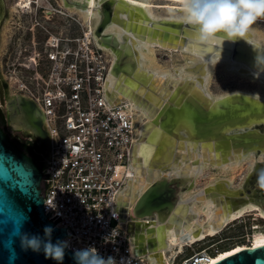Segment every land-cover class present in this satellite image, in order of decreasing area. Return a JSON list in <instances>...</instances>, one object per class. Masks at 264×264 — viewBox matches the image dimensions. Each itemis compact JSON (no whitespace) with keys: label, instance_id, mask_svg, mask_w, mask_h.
Listing matches in <instances>:
<instances>
[{"label":"water","instance_id":"obj_1","mask_svg":"<svg viewBox=\"0 0 264 264\" xmlns=\"http://www.w3.org/2000/svg\"><path fill=\"white\" fill-rule=\"evenodd\" d=\"M111 1L108 0L99 7L100 20L94 30L95 37L103 44L111 48L119 47V42L112 34H104V27L111 21L118 23L125 31L131 32L134 37H144L152 40L154 37L161 45L179 46L184 50L194 51L203 57L217 58V48L226 52L220 55L222 58H232L238 61H251L249 65L264 66V50L248 45L247 52L240 50V44L234 42L231 45L228 40L215 38L208 42H195L185 35H177L168 30L177 25L175 20H156L149 22L138 18L136 21L127 18H115L109 9ZM5 14V4L0 0V25ZM135 17V16H134ZM148 22V23H146ZM215 44L217 48L215 47ZM208 46V47H207ZM246 49V48H245ZM130 46L125 44L121 58L116 60L111 67L110 76L119 75L116 90H107L109 98L114 91L118 95L128 94L135 103L144 104L148 113L156 112L149 122L144 124L141 135L143 141L139 142L140 155L135 157L137 162L141 159L146 161L142 154L145 147H151L156 154H167L174 147V141H184L185 145L192 144L195 140L207 143L229 140L233 146L249 149H258L264 142V99L252 97L244 92H230L224 96L223 102L218 103L215 108L205 109L194 99H185L188 95V83L178 84L176 79H159L152 77L148 79L144 71L136 74L133 58L130 54ZM262 56V57H261ZM261 58V59H260ZM253 63V64H251ZM192 69H201L200 64H195ZM239 72H248L246 68H238ZM1 79V73H0ZM147 81V83H146ZM109 76L107 78V84ZM110 85V84H109ZM146 91H163L165 95L171 87L173 90L162 103L148 101L143 96L142 88ZM127 87V88H126ZM136 90V91H134ZM1 80H0V94ZM3 102V98L1 99ZM8 112L9 126L16 131H22L31 140H37L38 146L49 151V136L43 123V114L33 100L21 95H13L5 100ZM253 123L251 130H240L230 133L226 130L246 128ZM225 134V135H224ZM184 137V139H180ZM174 148L173 156L186 158L188 152L184 149ZM230 158L232 155L229 156ZM134 158V159H135ZM163 158V157H161ZM147 168V178L153 182L140 194L132 206L130 215L132 221L151 219L154 215L159 220H164L157 225V229L169 226L176 221L178 211L183 206L178 202L179 192L185 188L186 179L191 174L180 170L175 176H158L156 161ZM185 164L183 167H187ZM137 168V167H136ZM138 169V168H137ZM136 169V171H137ZM41 168L31 157L21 151L0 128V264H77L74 254L65 247L62 262L51 258H45L43 249L39 252L30 248L21 247V237L24 234L37 235L44 238V229L51 226L53 229L51 240L56 243L64 237H72L65 232L66 228L55 227V223L61 220L60 216L43 208V197L41 195ZM264 189V186L263 188ZM259 192V191H258ZM126 205V201L122 202ZM123 210V209H122ZM125 211V210H123ZM219 211L218 206L216 213ZM187 214L184 225L190 218ZM125 215H122L124 218ZM146 224H148L146 222ZM149 227V226H147ZM148 228H146V231ZM176 230V229H175ZM137 248L141 244L135 241ZM148 250L150 243H147ZM139 253V252H138ZM212 264H264V245L258 247L241 248L232 255Z\"/></svg>","mask_w":264,"mask_h":264},{"label":"built area","instance_id":"obj_2","mask_svg":"<svg viewBox=\"0 0 264 264\" xmlns=\"http://www.w3.org/2000/svg\"><path fill=\"white\" fill-rule=\"evenodd\" d=\"M84 33L83 28L67 31L52 42L50 35L42 49L32 48L29 58L6 56L0 73L8 85L14 76L13 94L30 98L43 114L49 151H33L42 172L43 208L59 215L55 227L66 228L72 236L62 238L66 249L74 254L94 248L114 264H142L125 227L137 169L134 115L124 102L116 104L108 97L109 60L93 34L90 39ZM13 137L23 143L31 140L25 134ZM208 259L202 249L178 264Z\"/></svg>","mask_w":264,"mask_h":264},{"label":"bare ground","instance_id":"obj_3","mask_svg":"<svg viewBox=\"0 0 264 264\" xmlns=\"http://www.w3.org/2000/svg\"><path fill=\"white\" fill-rule=\"evenodd\" d=\"M43 1L44 0H13L12 3H10V10H14L15 7L16 12L28 14L32 12V9H34L33 6H36L37 8L43 7L44 4L40 5ZM62 1L64 2V0ZM67 1V4L63 3L65 7L69 9V11L76 10L79 13V18L85 26V28L83 29V31L85 32L84 34H86V36L90 39L91 35L93 34V41L104 50L107 56V60H109V82L107 90H116L118 82H120L118 74L116 76H110V70L112 64L123 55L125 44H128L130 46V54L134 61L136 74L141 73L140 71H144L145 74H147L148 79L154 77L164 80L165 78H167L170 80L176 79L178 84H181L183 82L188 83V96L185 99H194L201 107L205 109L215 108L218 103L223 102L224 96L230 93L229 92L217 96H211L205 89V76L208 73L207 66L210 62L219 60L222 62H227L229 63V65L231 64V68L236 72H239L237 71V69L240 67L243 69L246 68L248 71L247 73L258 77H262V75L264 74V66L262 65L251 66L249 65L251 61H238L232 58L220 57V55L226 51L222 48H217L216 44L215 47L217 48L216 52L218 53V57L209 59L194 51L184 50L177 45H161L157 42L155 37L152 40L146 39L144 35L142 36V38L134 37L131 32L125 31L122 26L114 21L109 22L103 29L104 34H112L119 42V47L113 46L111 48L109 45L101 43L94 35V30L100 20L99 7L108 0ZM110 1L111 7L109 11L115 18L125 19L128 15L129 19L133 21H136L138 18L146 19L149 22L161 19L175 20L178 22L177 25L172 26L173 30L168 31H172L177 35L188 36L195 42H202L199 39L197 28L191 24L186 23V19L153 17L150 13L152 9V0ZM167 1H172V3H176V5H183V0ZM68 6L73 8H70ZM183 14L185 15L184 11ZM258 21L264 22V20L262 19H258ZM249 35V33H246L243 39H237L235 41L236 43L240 44L238 46L240 50L248 53V45L255 46L257 50H264V48L259 46L257 43L248 39ZM50 39L52 42L55 41L57 37L51 35ZM229 43L231 45L234 44V42L232 41H230ZM156 46H159L160 48L162 47L171 50H178L180 52H183V54L191 56V58L188 59V62L191 63L190 66L183 67V70L190 73L193 72L192 74L194 75L176 77L163 71L157 64L156 59L153 56V48ZM141 50L146 51V59L150 61L147 64L148 67L150 66L152 70L142 65V62H145V58L144 56H142ZM32 57H34V53H32ZM26 64H28V61L26 62ZM195 64H200L201 69H192ZM9 79L11 83L14 81L15 77L11 75ZM142 90V95L145 96L148 101L154 102L156 104L157 102L162 103L164 100H166L167 96L173 90V87H171L165 95L163 94V91H161V89L157 90V92H147L145 89V85ZM234 92H244L251 97L250 99L252 101H255L252 97L264 99V96L256 94L254 92L245 90H237ZM110 99L113 103L116 104L124 102L128 107L127 112L134 115L133 123L136 125L135 133L138 139L134 147V158L138 157L140 155L138 144L144 139V137H142L141 135L143 126L144 124H146V122H149V125L153 126L151 120L154 118L156 112L148 113L144 104L135 103L128 94L118 95V92L114 91V93L112 94V98ZM252 127L253 123L251 122L247 125L246 128H236L233 130H226V132L230 133L232 131L233 133H236L240 130H251ZM180 139H184V137H181ZM225 142V140H219V143L215 145L214 142L207 143L201 140H195L192 144L185 145L184 141L177 142L175 140L173 149L166 152L167 154L165 155L162 154L163 152L161 154H156V152L149 146L145 147L142 152V154L146 158V161H143L141 159L140 162H137V159H134V163L138 169L135 173L136 180L132 184V189L130 192L128 214L131 212L132 206L135 203L136 199L153 182V179L149 177L147 178L146 174L148 167L153 170L152 164L155 161L157 163V166H154L156 167V169L154 170L157 171L159 177H172L175 176L176 173L180 170H185L186 174H191V177L186 179L184 183L185 188L179 192L178 202L183 206V208L178 211L177 215L179 216H176V221L174 223L170 224L169 226L163 225L162 228L157 229V225L164 221L163 219L159 220V217L157 215H154L151 219H145L143 221H133V225H131L133 226V229L132 227L128 228V222H125V227H127L132 232L131 234L133 237V242L137 241L141 244V247L137 248V250L139 252L142 264H175L173 263V261L182 251L184 244H193L197 241L203 240L207 236H215L219 231L223 229L224 226H227L226 222L230 223L238 220L244 212L251 211L253 207V209L256 210L255 215L257 217H255V219H258L259 216H262V218H264V189H257V191L259 192H253L252 196L240 198V190L242 187L233 188L230 186L229 182L234 179L236 170L240 167L237 162H240L245 158L252 157L253 155H259L260 158H264V142L261 143L258 149L236 147L233 146L229 140H227V145L225 144ZM178 144H180L178 146L179 149H184L188 152L186 158H182L181 156H173V150L174 148H177ZM230 155H232L231 158L229 157ZM208 163L215 166H223L224 172H227L228 179H214V182L211 180L207 182L199 192H195L194 194H192V191L190 189L194 186L195 180L201 175V168ZM252 163L253 165H255V160ZM185 164H187L188 166L183 167ZM209 178L212 179L213 176H210ZM198 200H200L201 203H197ZM217 206L219 211L216 213ZM201 212L204 214V216H201ZM187 214H191V216L190 218H188L186 225H184V220ZM200 217H202V222L199 221ZM146 222L148 224H146ZM146 228H148L147 231ZM262 242H264V231L260 229L259 225L255 224L251 227V233L249 235L248 243L241 244L230 252H224V254L219 255V250L211 251L209 248H203L206 253H209L208 262L203 264H212L214 262L220 261L221 259L234 254L241 248H247L249 246L258 247L259 245H264V243ZM147 243H150L151 246L149 250L147 247ZM213 255L218 256L213 257Z\"/></svg>","mask_w":264,"mask_h":264},{"label":"rangeland","instance_id":"obj_4","mask_svg":"<svg viewBox=\"0 0 264 264\" xmlns=\"http://www.w3.org/2000/svg\"><path fill=\"white\" fill-rule=\"evenodd\" d=\"M12 1L13 0H4L7 14L0 26V69H2L3 61H5L6 56L8 58L9 56H12L10 52L12 51V41L14 39L13 33L15 26H17V22L21 20L24 23L28 20V23H31L32 28H34L36 25L34 26L33 24H36V22L33 18L36 15L37 20L48 30L55 31L57 28H64L65 33H67V31L75 33L79 32L80 28H85L84 23L79 18V13L76 10L69 11V9L63 7L61 5L64 3L62 0H44L41 2L40 5L44 4V6H47L46 10H50L51 13H43V16L39 15L38 17L37 15L40 7L37 8L36 6H33L34 9L28 14H23L21 12L13 13L15 7L14 10H10V3H12ZM151 4L153 6L151 5L152 9L150 13L153 17L186 19V16L183 14V5H176V3L167 0H152ZM56 6H58L59 11H55ZM52 11L56 13H52ZM261 19L264 20V18H260L259 20ZM256 22L247 32L250 34L248 39L264 48V22H260L258 19ZM36 29L43 31L41 26H37ZM156 47L153 48V56L155 57L157 64L167 74L176 77L194 75L192 74L193 72L190 73L183 70V67L190 66L191 63L188 62V59L191 58V56L183 54V52L178 50L160 48L159 46ZM4 51H7V54L3 56L2 54ZM141 54L145 58V62H142V65L152 70L147 64L150 61L146 59V51L141 50ZM207 72L208 73L205 76V89L211 96H217L237 90H245L264 96V74L262 77H258L250 73H239L231 68V64L229 65V63L220 60L210 62L207 66ZM8 86L13 91L10 82ZM9 132L12 136L22 138V134L19 131H13L9 128ZM254 160L256 162L255 165L252 163ZM237 164L240 167L236 170L234 179L229 182L230 186L233 188L242 187L240 190V198L252 196L253 192H258L257 189L263 188L264 179L260 178L261 176H264V158H260L259 155H253L252 157L237 162ZM210 176H213V178L210 179ZM219 178L228 179L227 172H224L223 166H215L208 163L201 168V175L195 180L194 186L190 190L192 191V194L199 192L207 182ZM197 203H201V201L198 200ZM253 208L251 211L244 212L238 220L230 223L226 222L227 226H224L215 236H207L203 240L197 241L193 244H184L182 251L177 255L173 263L178 264L182 257L195 250L209 248L211 251L219 250L221 252L248 243L251 227L253 225H259L260 229L264 231V218L258 215V219H255V217H257L255 215L256 210ZM201 216H204L202 212ZM199 221L202 222V217H200Z\"/></svg>","mask_w":264,"mask_h":264},{"label":"clouds","instance_id":"obj_5","mask_svg":"<svg viewBox=\"0 0 264 264\" xmlns=\"http://www.w3.org/2000/svg\"><path fill=\"white\" fill-rule=\"evenodd\" d=\"M183 10L186 23L197 28L202 42L218 37L235 42L245 37L257 19L264 18V0H183ZM52 232V227L46 226L44 238L24 234L21 247L35 252L42 248L46 259L62 262L67 242L52 243ZM74 259L77 264H114L111 258L105 260L98 256L94 248L77 250Z\"/></svg>","mask_w":264,"mask_h":264},{"label":"flooded vegetation","instance_id":"obj_6","mask_svg":"<svg viewBox=\"0 0 264 264\" xmlns=\"http://www.w3.org/2000/svg\"><path fill=\"white\" fill-rule=\"evenodd\" d=\"M3 2H4V0H3ZM64 3L67 4L68 1L64 0ZM4 4H5V2H4ZM61 5L63 7H65V5L63 3ZM46 8H47V6L40 7L37 17L39 15L43 16V13L50 14L51 11L46 10ZM55 11H59L58 6H56ZM13 13H16V10L13 11ZM52 13H56V12L52 11ZM6 14H7V11H6V4H5V14H4L3 20L5 19ZM3 20L1 21V24H2ZM33 20L36 22V24H33L34 26L36 25L34 28H32L31 23H28V20L27 21L24 20V21H26V23H24L21 20V21L17 22V26H15V30L13 33L14 39L12 41V51L10 52V54L17 60L29 58L31 55V50L33 47L34 48L38 47L39 49H42L43 43L45 42V40L50 35L54 34L57 37H60L63 35V33H65L64 28H57L55 31L48 30L47 28H45L44 26L41 25V23L37 20L36 15L34 16ZM37 26H41L43 28V31L36 29ZM6 53H7V51L6 52L4 51V53L2 55L6 54ZM0 80H1V89H2V92L0 94V122H1V119L4 120V122H5L4 127L3 128L0 127V128L2 129V131L5 134L11 135V133L9 132V128H11V127L9 126V123H8V112H7V109L5 106V100L8 99V97L13 96L14 94L2 76H1ZM2 98H3V102H1ZM11 130H13V129L11 128ZM13 131H15V130H13ZM19 132H21V134H24L22 131H19ZM28 142L34 144L33 148L38 149L40 152L44 151L42 148H40L38 146L37 140H29ZM32 152L34 154V151H32ZM127 222L129 223L128 228L132 227V229H133V226H131V225H133V221L131 220V215H129ZM231 250H233V249L224 250L221 252L218 251V254L222 255V254H224V252H230ZM216 256H218V255H216ZM216 256L213 255V257H216Z\"/></svg>","mask_w":264,"mask_h":264},{"label":"trees","instance_id":"obj_7","mask_svg":"<svg viewBox=\"0 0 264 264\" xmlns=\"http://www.w3.org/2000/svg\"><path fill=\"white\" fill-rule=\"evenodd\" d=\"M4 120L1 119V122H0V127L3 128L4 127ZM10 140L15 143V145L20 149L22 150L27 156L31 157L33 160H37L36 159V156L33 154V146L34 144L30 143V142H26V143H23V142H19L16 138L12 137L10 134H6Z\"/></svg>","mask_w":264,"mask_h":264},{"label":"snow or ice","instance_id":"obj_8","mask_svg":"<svg viewBox=\"0 0 264 264\" xmlns=\"http://www.w3.org/2000/svg\"><path fill=\"white\" fill-rule=\"evenodd\" d=\"M262 243H264V242H262Z\"/></svg>","mask_w":264,"mask_h":264}]
</instances>
